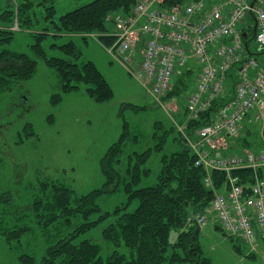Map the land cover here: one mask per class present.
Listing matches in <instances>:
<instances>
[{
  "label": "trees",
  "instance_id": "obj_1",
  "mask_svg": "<svg viewBox=\"0 0 264 264\" xmlns=\"http://www.w3.org/2000/svg\"><path fill=\"white\" fill-rule=\"evenodd\" d=\"M142 1L91 0L60 17L56 16L53 0H21L18 8L9 2L0 12V95L12 93L32 80L38 69L37 59H41L57 72L64 94L84 88L87 96L97 104L111 102L114 90L96 64L84 60L73 41L60 45L55 39H66L71 35L85 41L96 39L114 61L123 66L114 54L115 49L110 51L118 42L115 19L118 16L124 19L134 17L133 11ZM196 1H204L207 9H210L226 0H163L160 8L172 10ZM38 11L43 13L41 20L44 19L47 25L35 29L40 23ZM17 16L19 27L31 32L36 39V43L30 45V53L12 52L6 48L15 40L16 32L12 28ZM249 20L252 22L246 30L249 36L243 38L242 35V43L247 51L245 57L263 60L261 57L264 58V54L259 53V46L256 44L258 49L251 48V42H255V17L251 14ZM44 40L53 41L52 50L61 51L62 56L48 57L42 47ZM238 69V64L231 69L226 82L227 91L215 103V107L223 105L233 96L235 87L240 83ZM200 70L197 73L193 68L179 69L171 88L161 98L162 102L183 101L185 96L189 97L196 88ZM60 100L61 97L57 95L54 103ZM187 100L182 106L187 122L174 123L164 134H156L155 138L160 142L154 148L127 157V169L122 177L118 168L125 162L122 156L127 143L131 141L129 125L125 121L120 141L109 149L102 162L101 171L105 178L102 189L79 196L67 185L44 183L41 187L43 197L26 206L12 205L10 199L5 198V191L0 192V251L2 244L15 248L28 232L39 228L48 235L62 226L71 231L67 234L69 238L65 239L62 233L61 238L46 245L41 258L21 253L11 261L12 264H212L202 251V228L197 225L195 217L199 213H206L216 195L229 189L230 176L238 178L241 185L251 186L256 181V175L251 169L235 170L228 175L218 170L207 171L197 165V155L190 147V141L196 138L199 128L210 123L211 118L206 113L191 121ZM126 107L140 109L134 105ZM25 130L27 139L36 136L32 125H27ZM171 135L173 138H170ZM259 139L255 140L257 144L253 143L255 146L243 142L242 147L256 152L262 149ZM137 140L138 137L132 138V141ZM169 141L178 144V150L163 154L156 184L140 187L143 179L150 175V170L145 166L155 152L163 153ZM258 176L262 178L263 171ZM207 179L211 181L210 186L206 183ZM122 184L128 197L127 203L111 212H102L97 205L99 197L117 192ZM133 206L135 210L131 211ZM26 221L28 223L25 224ZM105 221H109V226L103 234L114 248V252L107 257L101 255L100 247L84 237ZM173 233L176 234L174 241ZM237 239L242 241L241 238ZM2 260L0 253V264H3Z\"/></svg>",
  "mask_w": 264,
  "mask_h": 264
},
{
  "label": "rangeland",
  "instance_id": "obj_2",
  "mask_svg": "<svg viewBox=\"0 0 264 264\" xmlns=\"http://www.w3.org/2000/svg\"><path fill=\"white\" fill-rule=\"evenodd\" d=\"M19 1L21 0H0V12L4 11L9 2L18 8ZM89 1L91 0L78 2L53 0L56 16L60 17ZM36 13L40 23L35 29L46 26L47 22L41 20L43 13L41 11ZM18 24L17 16L12 28L16 32L15 40L6 48L12 52L30 53V45L36 43V39L31 32H25ZM250 25L252 22L249 20L245 27L242 24L240 28L245 29ZM69 41H73L78 47L84 60L96 64L112 86L114 98L109 103L97 104L87 96L84 88L64 94L57 72L41 59H37L38 69L32 80L12 93L0 95V192L5 191V198L10 199L12 205L16 203L26 206L29 202L43 197L41 187L44 183L67 185L79 196L102 189L105 184L101 171L102 162L109 149L120 141L125 121L129 125L131 141L127 143L122 156L125 162L118 168L122 177L126 173L127 157L154 148L160 142L155 135L164 134V131L170 130L175 122H187L182 107L187 96L183 101L165 100L160 105L155 102L149 93L150 90L114 61L96 39L85 41L77 35L55 39L60 45ZM52 42L51 40L42 42L48 57L62 56L61 51L52 50ZM251 48L258 49L255 42H251ZM188 66L197 73L200 70L199 65L193 60L189 61ZM194 78L196 79V75ZM57 95L61 100L54 103ZM125 105L138 106L140 109L124 108ZM27 125H32L36 136L27 139L25 130ZM263 133L262 125L254 121L246 123L240 137L229 143V147L233 146L229 153L255 151L243 148L242 143L251 145L259 138L262 149L256 152L264 151ZM135 136L138 140L132 141ZM22 138L25 140H21ZM170 138H173V135ZM178 148V144L169 141L163 153L155 152L152 155L145 166L150 170V175L143 179L140 187L153 186L157 183L163 154ZM127 201L128 197L122 184L117 192L101 195L97 205L102 212H111ZM135 206L131 211L135 210ZM213 219L214 217L200 232L202 251L212 264H264L263 241L255 248L247 246L240 239L227 236ZM108 226L109 221H105L84 236L100 247L101 255L104 257L114 252L112 244L103 234ZM38 229L28 232L20 243L16 242L15 248L2 244L0 253L3 264H12L11 261L21 253L41 258L46 245L53 244L62 237V233L65 239L69 238L67 234L71 232L62 226L48 235ZM172 235L174 241L176 234Z\"/></svg>",
  "mask_w": 264,
  "mask_h": 264
},
{
  "label": "built area",
  "instance_id": "obj_3",
  "mask_svg": "<svg viewBox=\"0 0 264 264\" xmlns=\"http://www.w3.org/2000/svg\"><path fill=\"white\" fill-rule=\"evenodd\" d=\"M162 1L143 0L133 11L134 17L118 16V42L110 51L115 49V56L128 73L150 90L160 105L179 69L187 68L190 59L199 64L198 82L187 100L189 119L209 113L211 120L190 141L197 165L228 175L251 169L256 181L244 186L230 176L229 189L216 195L206 213L196 215V223L206 227L213 216L227 235L256 247L264 240V176H258L260 171L264 173V151H227L247 122L264 128V58L245 57L240 28L251 14L255 16V42L259 53L264 54V0L254 6L255 0H226L210 9L204 1H196L172 10L161 9ZM236 64L240 83L230 99L215 107L227 91L228 75ZM206 183L210 186V179Z\"/></svg>",
  "mask_w": 264,
  "mask_h": 264
},
{
  "label": "water",
  "instance_id": "obj_4",
  "mask_svg": "<svg viewBox=\"0 0 264 264\" xmlns=\"http://www.w3.org/2000/svg\"><path fill=\"white\" fill-rule=\"evenodd\" d=\"M256 2V1H255ZM255 2L253 3L252 6H254ZM256 32H257V22L255 20V26H254V29H253V34L256 35ZM249 36V34L247 32H244L243 33V38H247Z\"/></svg>",
  "mask_w": 264,
  "mask_h": 264
},
{
  "label": "crops",
  "instance_id": "obj_5",
  "mask_svg": "<svg viewBox=\"0 0 264 264\" xmlns=\"http://www.w3.org/2000/svg\"><path fill=\"white\" fill-rule=\"evenodd\" d=\"M219 1H221V0H219ZM123 67V66H122ZM175 123H177L178 124V122H175Z\"/></svg>",
  "mask_w": 264,
  "mask_h": 264
}]
</instances>
